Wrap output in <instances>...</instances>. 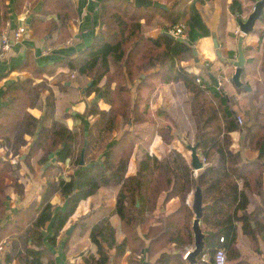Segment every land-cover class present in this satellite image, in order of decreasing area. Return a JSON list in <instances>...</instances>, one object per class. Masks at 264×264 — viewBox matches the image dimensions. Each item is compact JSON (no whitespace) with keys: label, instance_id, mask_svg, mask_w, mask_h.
<instances>
[{"label":"trees","instance_id":"trees-1","mask_svg":"<svg viewBox=\"0 0 264 264\" xmlns=\"http://www.w3.org/2000/svg\"><path fill=\"white\" fill-rule=\"evenodd\" d=\"M155 1L165 4L167 9L135 7L130 0H100L98 31L89 47L77 58L42 67L34 63L28 52L18 69L28 71L31 77L18 79L4 90L6 103L0 108V146L7 149V154L20 157V149L27 143L24 135H35L22 161L30 169L32 162L44 165L46 180L41 211L31 203L0 225V241L5 239L6 246L4 262L17 259L20 264H29L25 248L29 226L36 216L44 217L50 210L49 196L57 188L66 196V206L53 215L54 236L81 200L102 187H117L114 213L119 218L123 237L118 241L109 222H98L90 229L97 254L69 264H141L144 252L147 264H188L183 255L193 243L194 212L187 199L199 186L203 207L200 227L205 238L204 252L196 257L195 264H215L214 254L220 248L226 253L227 264H264L242 256L236 242L239 225L252 251L260 253L259 236L264 233V32L258 56L261 78L254 82L250 94V121L240 125L236 120L239 115L224 87L218 90L212 81L200 80L181 65L190 59L195 42L210 35L195 7L196 0ZM255 1L246 0L243 7L239 0H232L231 9L241 13L245 8L250 13ZM36 3L37 0H0V35L11 13L19 15L25 12L26 4L33 7ZM28 15L27 27L34 36L56 35L61 43L68 37V23L77 17V12L72 0H41L40 11L29 10ZM156 17L162 18L165 30L183 25L186 40L172 39L162 33L154 37L145 35L141 20L150 23ZM261 18L264 21V15ZM63 66L91 78L85 93L98 95L109 106L101 109L97 102L88 105L86 116L94 118L89 127L81 120L77 128L69 131L52 120L55 100L51 92L44 99L41 121L28 112L45 87L43 82L35 83V79ZM172 82L181 83L188 94L194 125L193 145L197 143V154L205 163L197 176L190 161L178 150L172 148L157 157L149 154L143 143L145 136L155 131L166 148L179 138L173 133L172 119L163 109L165 106L151 110L149 104L151 91ZM229 82L236 90H244L231 77ZM118 118L132 129L116 138L113 131ZM238 131L243 146L257 152L256 161H244L239 151L231 149L232 134ZM137 141H142L144 148L137 159L135 174L126 176ZM82 147H85L86 165H79ZM55 152L52 163L50 154ZM102 153L103 159L99 160ZM67 159L75 167V174L67 183L60 180L56 187L53 179L61 171L60 163ZM17 169L16 163L0 157V221L5 216L8 191L12 189L20 198L24 195ZM250 194L259 197L258 209L253 214L246 211ZM172 199H177L175 207L163 209ZM81 219V228L86 229L87 221ZM145 224L147 230L142 236L140 231ZM171 245L179 251L169 250ZM47 264H53L51 256Z\"/></svg>","mask_w":264,"mask_h":264},{"label":"crops","instance_id":"crops-1","mask_svg":"<svg viewBox=\"0 0 264 264\" xmlns=\"http://www.w3.org/2000/svg\"><path fill=\"white\" fill-rule=\"evenodd\" d=\"M77 12V17L70 20L68 23V37L63 42L56 40V35L52 37H37L34 36L32 31L28 29L23 33L22 37L18 41H12L8 51L0 56V108L5 105L6 99L2 96L4 90L14 81L26 77H31L28 71H21L18 67L24 61L26 54L29 52L30 58L34 63L39 66H53L58 62H62L65 59L77 58L80 53L89 47L96 37L98 31V8L100 0H72ZM132 1V0H130ZM241 6H246V0H239ZM259 0L255 1L256 2ZM12 3V2H11ZM10 3V4H11ZM232 0H196L195 7L199 11L202 19L210 30V35L199 38L192 47V55L190 59L182 61L181 65L184 66L189 72L195 74L206 82L212 81V77L217 79L221 83L222 88L229 95V100L233 103L234 109L237 114L243 116L244 123L250 121V94L253 89L254 82L260 80L261 72L259 71V53L261 35L264 32V21L260 17L255 20L253 30L245 35L242 39V48L245 55V64L240 74V80L242 85L248 86L249 89L243 91L236 90L229 82V77L232 79V75L235 71V67L231 64L237 57V45L238 37L240 34L238 23L239 21H245L247 16L251 13H247L245 8L238 13L237 10L231 9ZM41 0H37L35 6L31 7L29 4L25 5V12L15 15L11 13L9 21L6 23V28L11 33L21 20L30 18L28 15L29 10L40 11ZM264 15V7L261 16ZM157 18V17H156ZM154 18L150 23H144L141 20L142 32L154 37L158 33H162L163 24H158V19ZM162 18L159 17L158 22ZM30 22V21H29ZM161 22V23H162ZM157 23V24H154ZM26 25H28L25 22ZM212 34L216 37L218 43V49L214 48ZM195 49L196 54H193ZM219 50L222 59L217 55ZM209 78V79H208ZM210 80V81H209ZM91 78L85 75L79 74L75 70H68L67 67H59L52 74H44L40 78L35 79V83L43 82L45 87L42 88L40 98L36 105L28 109L34 117L39 121L43 119L44 99L51 92L54 96L55 107L52 120L61 123L66 129L72 131L77 128L81 120H85L87 127L93 122L94 118L86 116V110L88 105L92 102H97L99 108L108 109V105L104 103L98 95L93 93L86 94V88ZM242 87V86H241ZM244 88V87H243ZM220 90V89H218ZM159 91V94L157 92ZM156 95L153 101V96ZM246 101V103H244ZM150 109L155 110L162 106L163 109L168 112L172 119L173 133L178 134L177 139L173 140L168 147H164L160 135L155 131L152 135L145 136L143 143L146 144L145 149L148 153L160 157L170 149L179 150L177 146H174L175 142L181 144V141H186V134L189 133L188 128L191 129L194 137V125L193 120L190 117L188 94L181 83H168L165 84L149 94ZM246 104V106H245ZM86 127V128H87ZM122 127V128H120ZM132 126L129 124H123L121 118L117 119L116 129L113 131V136L119 137L124 131L131 130ZM187 129V130H186ZM190 134V133H189ZM184 138V139H182ZM26 145L20 149V157L11 156V153L6 152V148L0 146V157L3 159H9L12 163L18 165L16 175L18 181L23 184L24 195L20 198L12 189L8 191L5 202V216L0 221V225L4 224L5 220L9 219L14 212L19 209L28 207L31 203H35L41 211L44 202L42 196L44 193L43 187L46 186V180L43 177L44 165H39L35 162L31 163V169L22 161L27 154L28 148L32 145L35 135H24ZM243 138L240 131L232 134L233 151H239L244 161H256L257 152L251 151L249 148L243 146ZM188 144H185V147ZM141 148H144L142 141H137L133 149L132 155L128 161L126 176L134 175L136 172L137 159L141 155ZM56 152L50 154V162H54L56 159ZM184 155V154H183ZM103 153L98 157L99 160L103 159ZM185 156V155H184ZM186 157V156H185ZM187 158V157H186ZM54 159V161H53ZM188 159V158H187ZM190 160V159H188ZM86 165L87 163L84 162ZM61 171L53 179L54 186L58 187L60 180L67 183L71 176L75 174V167L70 165L69 159L60 163ZM203 169L198 171L201 172ZM263 187H264V175H263ZM117 187L100 188L96 193L81 200L76 206L74 212L68 217L63 227L54 236V230L52 228L53 215L59 211L64 210L66 206V196L61 193L60 187L57 188L49 196V203L51 204L50 210L44 217L36 216L34 221L30 224V235L25 239V248L28 251L29 264H47L49 256L53 259V264H69L73 261H81L85 256L84 248L86 242L83 243L77 249H75L77 235L83 234L85 239L88 238L90 231L87 228L98 222L105 221L115 229L116 239L119 241L123 235L120 228V221L116 214L108 215L105 210L114 211L115 196L117 193ZM177 199H172L165 203V210H171L175 207ZM189 203L191 204V197L189 196ZM259 206V197L255 194L249 195V204L246 209L247 213L253 214ZM86 222L88 227L82 229L79 220ZM104 218V219H103ZM74 228L67 234V230L71 225ZM83 233V231H85ZM147 225H143L140 231L142 236L145 235ZM3 239L1 242H4ZM237 246L241 251L242 256L246 257L251 262H263L264 261V233L259 236L260 253L252 251L247 238L241 233L238 225L236 234ZM90 244V243H89ZM89 244L87 247H89ZM92 244H90V247ZM193 248L192 245L188 246L185 250L188 251ZM169 250L172 252H178L173 245ZM6 251V250H5ZM4 251L2 257L3 264H20L17 259H14L11 263L4 262ZM22 252V251H21ZM184 252V253H185ZM91 254V253H90ZM87 256V255H86ZM141 264H147L146 253L142 254ZM189 264V263H188Z\"/></svg>","mask_w":264,"mask_h":264},{"label":"water","instance_id":"water-1","mask_svg":"<svg viewBox=\"0 0 264 264\" xmlns=\"http://www.w3.org/2000/svg\"><path fill=\"white\" fill-rule=\"evenodd\" d=\"M132 2L135 7H143V8L156 7V8H161L163 10L167 9V6L165 4L155 1V0H132ZM263 7H264V0L257 1L253 7V10L247 16L246 20L244 22L239 21L238 23V26H239L238 28L240 31V34L238 37V45H237L238 54H237L236 59L231 62V64L235 67V71L232 75V81L236 86L238 87L242 86L244 87V89H249V88L246 85H242V82L240 80V74L242 72V69L246 61L244 51L242 48V39H243V35L253 30L255 20L261 17ZM29 21H30V18L29 17L26 18L25 22L27 24L29 23ZM162 34L174 39V37L165 30L162 31ZM212 40H213L214 48L218 49V43H217V40L214 34H212ZM193 54L194 55L196 54L195 49H193ZM217 55L222 59L219 50H217ZM211 77H212L214 84L218 85L217 79L214 78L213 76ZM90 84H91V81L88 83L87 86H89ZM186 148L190 150V160L189 161L193 169V173L196 175L198 171L204 168V163L200 160L197 154V143L194 145H187ZM84 149L85 147H82L81 152H80L79 165L84 164ZM191 209L194 212V218L192 221L193 248L187 251V254L184 258L188 261L189 264H195L197 262L196 257L199 254L204 252V238H205V234L202 232V229L200 227V216L202 214L203 207H202V193H201V188L199 186H196V189L191 197ZM74 225L75 224L71 225L68 228L67 234L72 231V229L74 228Z\"/></svg>","mask_w":264,"mask_h":264},{"label":"built area","instance_id":"built-area-1","mask_svg":"<svg viewBox=\"0 0 264 264\" xmlns=\"http://www.w3.org/2000/svg\"><path fill=\"white\" fill-rule=\"evenodd\" d=\"M8 24V23H7ZM27 30V25L25 24L24 20H21V22L16 26V28L9 33L8 30H4L2 34L0 35V56H3L11 46L12 41H18L22 37L23 33L26 32ZM169 32L174 39L180 40V41H185L186 40V33L184 31V26L183 25H175L168 30H165ZM198 82L199 79H196ZM221 86V83L218 81L217 89H219ZM236 120L238 124H243L244 120L240 117L237 116ZM204 163V162H203ZM205 166V163H204ZM187 202L189 203V198L187 199ZM220 241H223V238H220ZM6 250L5 242L0 243V264L2 263V257L3 253ZM187 254V251L184 253L183 257H185ZM214 262L215 264H227V257L224 249L220 248L216 250L214 254Z\"/></svg>","mask_w":264,"mask_h":264},{"label":"rangeland","instance_id":"rangeland-1","mask_svg":"<svg viewBox=\"0 0 264 264\" xmlns=\"http://www.w3.org/2000/svg\"><path fill=\"white\" fill-rule=\"evenodd\" d=\"M253 10V9H252ZM156 19H158L159 20V17H157ZM158 20L156 21L158 24L160 23V24H163V22L162 21H160V22H158ZM162 22V23H161ZM157 23H154V24H157ZM260 45H261V42H260ZM261 47V46H260ZM260 51H261V48H260ZM260 54V53H259ZM159 94V91L157 92V94L156 95H158ZM156 95H154L153 96V101L155 100V97H156ZM96 96V95H95ZM97 97V96H96ZM244 103H246V101H244ZM245 106H246V104H245ZM242 115V119H244L243 118V116L246 118L247 117V114H241ZM124 124V123H123ZM125 125V124H124ZM120 128H122V127H120ZM187 130V129H186ZM188 130H189V133H187L186 134V141H185V143L184 142H181L182 143V145L181 144H178V142H175L174 143V146H177L178 148H179V150L180 151H182L183 152V154L188 158V159H190V150L189 149H187L186 147H185V144H188V145H193V140H194V137H193V133H192V131H191V129L190 128H188ZM182 139H184V138H182ZM190 197H192V196H190ZM104 214H106V216L104 217V218H106V217H108V215H113L114 216V211H109L108 212V210L106 209L105 210V212H103ZM103 218V219H104ZM106 219H104V221H105ZM90 232H91V230H90V228H87ZM84 230V229H83ZM86 232V230L85 231H83V233H85ZM83 234H80V236L79 235H77V238L75 239V241H76V246H75V249H77L78 248V246L79 247H82V246H80V244L81 243H83L84 242V240H85V242H86V247L84 248V251H85V256L87 255H90V253L91 254H93V255H96L97 253H96V251H97V248H96V246H95V244L94 243H92V240H91V237H90V233L88 234V238L89 239H85L83 236H82ZM92 244V246L90 247V244ZM89 244V247H87V245ZM83 248V247H82ZM191 250V249H190Z\"/></svg>","mask_w":264,"mask_h":264}]
</instances>
